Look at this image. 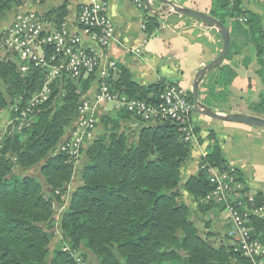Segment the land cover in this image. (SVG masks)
Returning a JSON list of instances; mask_svg holds the SVG:
<instances>
[{
	"label": "trees",
	"instance_id": "trees-1",
	"mask_svg": "<svg viewBox=\"0 0 264 264\" xmlns=\"http://www.w3.org/2000/svg\"><path fill=\"white\" fill-rule=\"evenodd\" d=\"M27 1L0 0V20ZM240 4L241 0H213L210 15L224 25L232 20V28L239 18L245 19L257 52L264 53L259 16ZM65 14L62 5L45 17L60 27ZM159 22L158 13L147 15L143 20L146 35H152ZM20 64L16 56L0 49V115L11 105L12 118L0 132V264H78L64 246L83 249L82 254H92L97 264H250L232 249L229 239L219 246L208 243L189 218L178 187L180 167L191 151L183 125L174 120L147 124L124 108L99 117L103 133L85 150L78 185L58 223L60 243L50 250L53 216L64 205L75 171L74 160L58 144L74 125L96 76L54 79L47 98L32 104L45 83V69L32 67L23 73ZM106 81L119 95L152 103L172 85L164 79L139 85L118 64L108 70ZM188 98L193 102L191 92ZM127 121L140 125L134 138L128 134ZM36 166L37 175L15 172ZM200 167L197 176L188 178L185 189L196 201L197 211L206 213L220 207L208 198L214 188L209 168L232 171L236 181L242 182L237 170L226 163L215 138ZM246 191L244 187L241 195ZM244 198L240 199L247 208L264 207L260 192L252 202ZM247 223L251 237L264 245V215H250Z\"/></svg>",
	"mask_w": 264,
	"mask_h": 264
},
{
	"label": "crops",
	"instance_id": "crops-1",
	"mask_svg": "<svg viewBox=\"0 0 264 264\" xmlns=\"http://www.w3.org/2000/svg\"><path fill=\"white\" fill-rule=\"evenodd\" d=\"M173 1L209 14L213 2ZM86 2L87 0H45L43 3H35L28 0L3 17L0 27H7L18 9L45 15L65 5V29L78 35L84 47L96 52L100 66L112 61L126 67L139 85L164 79L187 92H191L198 69L215 59L221 50V38L214 27L206 26L188 16H170L164 12L160 14L162 4L156 0H149L150 9L146 7L144 0H108L107 15L114 26V33L109 45L102 50L76 24L78 9ZM240 5L242 9L259 16L260 27L264 31V0H241ZM156 12L160 15L159 27L148 36L143 30V20L150 13ZM232 25V20L228 19L226 27L230 34L231 56L205 73L199 83L198 100L216 113L264 118V53L257 52L245 19L239 18L234 28ZM97 80L96 77L86 93L87 99L95 94ZM113 106V103H107L105 108H98V119L111 111ZM136 123L132 124L131 133H136L137 136L140 125ZM190 123L194 139L190 155L180 167L178 187L198 234L208 243L219 246L228 243L230 237L226 204L218 202L216 204L221 208L214 207L206 213L198 212L197 203L186 191L185 183L189 177L199 174L200 160L215 138L228 166L237 170L242 184L247 188L246 192L252 195L260 192L264 196V127L223 121L195 111L190 114ZM101 133L103 126L99 121L94 134L97 136ZM208 233L211 235H207Z\"/></svg>",
	"mask_w": 264,
	"mask_h": 264
},
{
	"label": "built area",
	"instance_id": "built-area-1",
	"mask_svg": "<svg viewBox=\"0 0 264 264\" xmlns=\"http://www.w3.org/2000/svg\"><path fill=\"white\" fill-rule=\"evenodd\" d=\"M107 3L108 0H87L79 7L76 16L79 29L102 50L109 45L114 33V26L107 15ZM47 48L51 50L49 54L46 53ZM0 49L18 58L21 62L20 71L23 73L32 67L45 69V83L32 98V104L47 98L49 83L54 79L85 77L91 73L98 78L95 94L91 99L83 100L73 127L64 134L58 144V148L65 151L74 161L79 158L87 141L92 142L95 138L97 110L100 107L105 108L107 103H113V109L124 108L133 118L136 117L147 124L174 120L183 125L181 130L185 140L192 142L194 139L189 121L193 102L189 100L185 89L170 85L155 103L138 98L129 99L111 91L106 78L108 70L116 64L111 61L105 66H100L96 52L84 47L80 37L69 33L63 23L56 27L45 15L30 10H19L1 34ZM208 173L209 180L214 185L208 198L217 203H225L229 212L227 229L232 249L248 259L250 264H264V245L251 237V229L247 223L250 215L262 217L264 207H245L241 196L252 202L254 195L246 192L241 195L243 185L236 181L232 171L230 174L209 168ZM63 250L69 251L78 264H88V257L82 254L83 250H70L67 246H64Z\"/></svg>",
	"mask_w": 264,
	"mask_h": 264
},
{
	"label": "water",
	"instance_id": "water-1",
	"mask_svg": "<svg viewBox=\"0 0 264 264\" xmlns=\"http://www.w3.org/2000/svg\"><path fill=\"white\" fill-rule=\"evenodd\" d=\"M159 2L162 4V11H167V14L170 16L173 15H182V16H188L191 18H194L200 22H202L204 25L209 27H214L221 38L222 47L218 54V56L213 59L212 61L208 62L206 65L198 69L196 72L191 94H192V101H193V111L202 113L206 116H209L211 118L228 121V122H239L244 123L248 125H257V126H263L264 127V118L258 117V116H252V115H244V114H220L212 111L208 107L204 106L199 100H198V88L199 83L202 80L203 76L206 72L218 67L222 64V62L226 59L227 54L230 49V34L229 30L220 20L213 17L209 13L202 12L193 8H189L183 5H180L176 3L173 0H159ZM144 3L148 9H150L149 0H144Z\"/></svg>",
	"mask_w": 264,
	"mask_h": 264
},
{
	"label": "rangeland",
	"instance_id": "rangeland-1",
	"mask_svg": "<svg viewBox=\"0 0 264 264\" xmlns=\"http://www.w3.org/2000/svg\"><path fill=\"white\" fill-rule=\"evenodd\" d=\"M19 10L20 9H18L17 11H19ZM164 13H167V11H165ZM1 21H2V19L0 20V23H1ZM1 30L2 29L0 27V31ZM0 84H1V82H0ZM10 115H11V105H9L8 106V109H6L5 112H3L0 115V132H2L4 130L6 124L12 120V118H11ZM127 123H128V127H129V133L128 134H129V136L131 138H134L136 136L135 135L136 133L135 134L134 133L133 134L131 133V127H132V124H134L136 122H134V121H127ZM136 124L139 125V123H136ZM90 143L91 142H88L87 141V143L83 146V148L81 150V154H80L79 158L76 161L73 162L74 165H75V171H74V175H73L72 182L70 184L71 188L69 187V190L70 191H67L66 194H65V196H64L65 197L64 198L65 199L64 205L61 208H58L56 210V212L54 213V216H53L54 218H53V221H52V224H51L52 226L49 229V233H50V250H53L54 248H56V246L60 243L61 235H60V232H59V229H58V223H59V220L61 218V213L67 208V204L69 202V196L71 194V191L76 187V185H78L79 168L82 166V162H83L82 160H83V157H85V150H86L87 146ZM15 172H17V173H32V174H36V175L39 174L38 173V166H36L34 168H31V169H28V170H25V171L24 170L15 169ZM246 193H248V192H246ZM75 250H78V249H75ZM81 250H83V249H81ZM88 255H89V257L87 259L88 264H97L96 258L92 254H88Z\"/></svg>",
	"mask_w": 264,
	"mask_h": 264
}]
</instances>
